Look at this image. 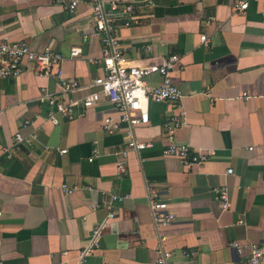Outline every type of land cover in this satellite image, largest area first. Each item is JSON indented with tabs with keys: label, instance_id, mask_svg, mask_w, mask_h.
<instances>
[{
	"label": "crops",
	"instance_id": "0c3cea01",
	"mask_svg": "<svg viewBox=\"0 0 264 264\" xmlns=\"http://www.w3.org/2000/svg\"><path fill=\"white\" fill-rule=\"evenodd\" d=\"M110 1L134 7L135 20L118 22L131 65L179 57L173 81L184 119L169 134L165 124L177 107L148 103L149 123L134 136L154 146L140 153H119L125 125L114 134L102 130L104 115L117 118L106 101L75 107L58 125L48 118L57 104L96 90L90 85L103 74L102 45L92 9ZM68 2L0 0V39L60 53L52 73L80 86L64 94L56 75L32 65L0 79V264H154L161 249L172 253V264H244L249 246L264 242V0H81L73 12ZM239 2H247L243 12L235 10ZM171 141L213 157L185 167L162 155ZM222 185L225 211L215 193ZM152 193L175 222L155 226ZM98 226L97 249L83 261Z\"/></svg>",
	"mask_w": 264,
	"mask_h": 264
},
{
	"label": "built area",
	"instance_id": "2783aa9c",
	"mask_svg": "<svg viewBox=\"0 0 264 264\" xmlns=\"http://www.w3.org/2000/svg\"><path fill=\"white\" fill-rule=\"evenodd\" d=\"M80 1L69 0L66 9L73 12ZM145 3L151 4V0H145ZM234 7L237 12H243L247 8V2H239ZM134 13L133 6L115 1H110L107 9H104L102 4L98 2L94 5L91 24L101 38L102 55L99 60L102 64L103 74L94 79L90 85L96 88L95 91L80 100L70 99L66 103L57 104L56 111L48 116L53 125H58L63 120L70 119L75 107L88 109L96 106L100 101H106L117 114V118L115 119L109 114L104 115L101 123L102 130L107 134H114L121 131L125 125L126 137L124 147L119 151L120 154L125 151L140 153L153 148L152 142H141L136 140L134 136L136 128L149 123L148 103H171L179 110V104L183 97L173 81L175 64L179 60L177 55H169L162 58L160 63L151 65H131L125 58L118 34V22L122 21V24L128 25L127 19H136ZM200 40L204 42L206 39L201 36ZM70 55L77 57L79 50L71 49ZM62 60V55L50 48L35 52L30 49L26 42H9L6 39H0V79H14L21 75L27 65H32L39 74L56 75L60 80L61 92L70 94L80 89L79 84L74 80L62 79L58 72L52 73L53 66L61 63ZM151 76L159 78L160 82L157 86L145 83V80ZM50 102L52 103L53 99ZM183 119L184 113L181 110L171 116L165 124L169 134L179 127ZM14 141L16 144L21 142L18 134L14 136ZM162 155L171 157L185 167L191 168L208 163L213 157V151L206 150L193 153L188 145L171 141L163 149ZM88 161H92V158ZM122 165L123 163H118L119 169L122 168ZM226 173L231 174L232 170L228 169ZM63 189L68 193L70 192L66 186H63ZM215 193L221 210H227L230 202L226 187L220 186L215 189ZM147 198L156 227L168 226L175 222L173 213L167 211V204L159 202L156 199V194L152 193ZM112 199L114 200V198ZM1 217L2 211L0 210ZM100 235V226L91 231L80 253L83 261L97 249ZM234 246L237 247L236 243ZM154 264H172V253L161 249ZM244 264H264V242L249 246L248 257Z\"/></svg>",
	"mask_w": 264,
	"mask_h": 264
}]
</instances>
